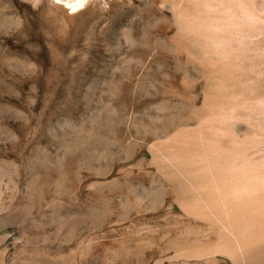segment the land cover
<instances>
[{
  "label": "rangeland",
  "instance_id": "1",
  "mask_svg": "<svg viewBox=\"0 0 264 264\" xmlns=\"http://www.w3.org/2000/svg\"><path fill=\"white\" fill-rule=\"evenodd\" d=\"M181 4L0 0V264H247L220 218L182 209L172 178L197 190L157 151L200 79ZM251 16V132L262 138L264 0ZM258 249L249 264H264Z\"/></svg>",
  "mask_w": 264,
  "mask_h": 264
},
{
  "label": "bare ground",
  "instance_id": "2",
  "mask_svg": "<svg viewBox=\"0 0 264 264\" xmlns=\"http://www.w3.org/2000/svg\"><path fill=\"white\" fill-rule=\"evenodd\" d=\"M251 18V0H182L178 30L189 58L201 68L200 79L195 93L190 87L187 118L156 145L173 166L161 162L162 167L182 173L197 190L172 178L182 209L220 218L241 239L247 264L264 245V150L251 156L252 147H264V135L257 138L261 128L251 132V83L258 78L251 74V42L245 37Z\"/></svg>",
  "mask_w": 264,
  "mask_h": 264
}]
</instances>
